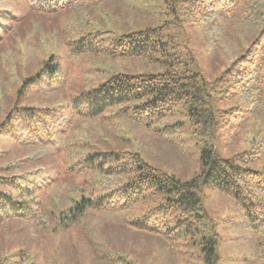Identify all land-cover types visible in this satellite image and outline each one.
I'll return each instance as SVG.
<instances>
[{
    "label": "trees",
    "instance_id": "16d2710c",
    "mask_svg": "<svg viewBox=\"0 0 264 264\" xmlns=\"http://www.w3.org/2000/svg\"><path fill=\"white\" fill-rule=\"evenodd\" d=\"M241 1L0 0V264H91L58 259L71 233L95 264H264V0Z\"/></svg>",
    "mask_w": 264,
    "mask_h": 264
},
{
    "label": "rangeland",
    "instance_id": "374dc122",
    "mask_svg": "<svg viewBox=\"0 0 264 264\" xmlns=\"http://www.w3.org/2000/svg\"><path fill=\"white\" fill-rule=\"evenodd\" d=\"M246 0H242L240 2V9H241V4H243ZM189 32L194 34L193 35V40L195 42V50L198 52L200 56V61L203 66H205L208 70V74L213 76L216 72H211L210 68L214 70V68L211 65V62L208 61L206 57V51L205 48L206 45L205 43L207 40L203 37L202 32L200 30H192V28L188 29ZM207 38V37H206ZM207 74V77L209 75ZM184 121L183 125L180 127V129L176 130V133H178V140H182V147L186 148V151L189 152H196L198 151V146L196 145V141L194 138L191 136H188L187 134V129H186V124H185V119L182 118ZM149 147H147L148 153H150V156H152V153L156 152V149L159 150V154H162L163 157H165V149L167 146L164 145V143L155 141V140H150L148 143ZM158 146V147H156ZM158 154V155H159ZM172 154V153H170ZM173 156V155H172ZM150 160V159H149ZM173 162L176 164L178 168L181 169L180 173L187 175L186 173L187 170L190 167L189 163H180L177 159H173ZM206 199V205L208 209L211 212L212 216L219 217H224V220L221 219L219 221V231L222 233V237H224L223 240V245L222 248L228 247L230 245V242L233 239V235L231 234L232 231H237L239 230L240 227H238L239 223V218L236 214L237 207L230 202L227 199L217 197L216 195L210 194ZM15 227V224H12V228ZM4 230L3 228L0 229V237H4ZM6 234V233H5ZM259 236L264 239V231L262 228L259 231ZM54 244L53 247H56L55 252L58 257V259H71L75 260L79 258L80 260L86 262V263H91L95 264V260L92 257L91 254V248L89 242H87L86 238L83 235H77L76 233H71L70 235L66 236L63 239H54L53 240ZM261 249H264L263 247ZM227 262H230V258H227Z\"/></svg>",
    "mask_w": 264,
    "mask_h": 264
}]
</instances>
